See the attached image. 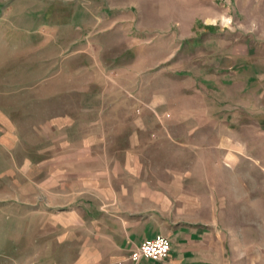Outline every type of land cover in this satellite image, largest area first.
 Returning a JSON list of instances; mask_svg holds the SVG:
<instances>
[{
	"label": "rangeland",
	"instance_id": "374dc122",
	"mask_svg": "<svg viewBox=\"0 0 264 264\" xmlns=\"http://www.w3.org/2000/svg\"><path fill=\"white\" fill-rule=\"evenodd\" d=\"M96 93L147 116L166 168L215 177L234 264H264V0H0V107L25 142Z\"/></svg>",
	"mask_w": 264,
	"mask_h": 264
},
{
	"label": "crops",
	"instance_id": "0c3cea01",
	"mask_svg": "<svg viewBox=\"0 0 264 264\" xmlns=\"http://www.w3.org/2000/svg\"><path fill=\"white\" fill-rule=\"evenodd\" d=\"M77 106L39 125L36 144L0 107V204L15 210L5 216L0 264H127L135 246L157 236L168 239V254L136 264L238 261L230 199L215 177L210 185L198 167L166 168L150 154L147 116L114 110L113 94ZM225 157L233 167L231 152Z\"/></svg>",
	"mask_w": 264,
	"mask_h": 264
},
{
	"label": "built area",
	"instance_id": "2783aa9c",
	"mask_svg": "<svg viewBox=\"0 0 264 264\" xmlns=\"http://www.w3.org/2000/svg\"><path fill=\"white\" fill-rule=\"evenodd\" d=\"M170 250L168 239L164 236H157L154 239L135 246L128 256L127 264H136L142 258H150L153 260H161Z\"/></svg>",
	"mask_w": 264,
	"mask_h": 264
}]
</instances>
